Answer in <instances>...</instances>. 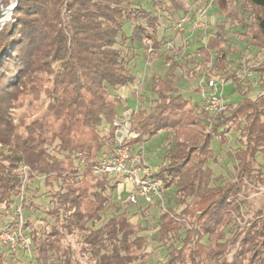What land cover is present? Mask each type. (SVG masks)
I'll return each instance as SVG.
<instances>
[{"label":"trees","instance_id":"1","mask_svg":"<svg viewBox=\"0 0 264 264\" xmlns=\"http://www.w3.org/2000/svg\"><path fill=\"white\" fill-rule=\"evenodd\" d=\"M13 1L0 0V11ZM185 1L194 0H148L149 9L142 0H18L1 26L0 230L17 222L18 205H31L26 194L32 179L41 176L52 189L45 209L52 221L47 234H39L24 217L30 254L19 253L21 263L55 264L56 256L72 264L65 240L77 235L90 264H144L147 227L130 216L145 212L155 220L153 240L168 246L164 264H264V211L245 219L249 195L264 186V163L257 159H264V89L249 97L225 67L232 51L222 46L223 23L194 51L237 83L242 98L228 104L226 113L211 119L202 99L191 104L175 85L179 64L173 55L164 56V75H152L155 102L149 111L127 109L117 115L120 99L108 91L134 80L130 57L117 44L134 48L138 43L145 58L160 57L166 40L162 32L171 18L177 23L195 16ZM234 6L224 10L226 17L236 15ZM239 8L249 19L238 18L249 45L264 49V0H241ZM125 20L132 23L130 36L122 31ZM144 36L151 40L150 51ZM251 69L253 75H264V62ZM122 123L129 145L160 130L169 132L166 161L153 171L167 188L163 207L158 201L116 200L115 175L91 173V165L113 151L114 133ZM231 129L239 131L240 145L227 151L233 174L223 181L208 165L216 160L210 144L213 137L227 142ZM133 205L137 211L130 214L126 208ZM6 257L0 253V264L11 263Z\"/></svg>","mask_w":264,"mask_h":264},{"label":"rangeland","instance_id":"2","mask_svg":"<svg viewBox=\"0 0 264 264\" xmlns=\"http://www.w3.org/2000/svg\"><path fill=\"white\" fill-rule=\"evenodd\" d=\"M142 2L145 3L143 6L146 9H149L148 0H142ZM234 3L235 6L233 7V11L236 12V15L226 17L224 15V10L230 8L229 6ZM186 6L193 7L194 9L199 7L204 8L206 18L205 28L194 30L188 23H184L178 27L175 21L172 22L173 18H171V26H166L162 32L166 40L160 50V54H158L160 57L151 56V58H145L144 48L141 45L139 46L138 43H135L134 48L120 43L117 44L126 57H130V72L134 75L133 84L118 86L115 89L109 88L108 90L111 98L117 95H120L122 98V101L116 103L117 115L123 114L127 109L136 110L143 108L149 111L152 108L155 102V94L153 93L151 86L152 75H164L166 65L164 64L163 59L165 55H173L174 59L179 64L175 69V85L183 92L185 97L191 99L192 105L199 104L201 98L200 95L198 96L196 93L199 79L202 78L203 75H206L209 70L205 67L200 56L195 54L194 50L203 44L210 34L215 33L219 24L223 23V32L226 38V41L222 46L224 48L229 47L232 51V53L227 56V62L225 64V67L229 71H233L238 62L243 61V64L250 68L264 62V49L250 46L248 43L246 28L240 26L238 20L240 17L243 18L245 22H249L247 12L244 11V9L239 8L241 7V0H230L228 2L224 0H194L193 3L187 1ZM4 14L5 12L3 11L1 15ZM175 16L176 15L173 17L175 18ZM162 21L164 24H168V22H164V20ZM122 31L126 36L131 35L132 23L130 20H125L123 22ZM211 56L212 59H214L216 52L212 51ZM137 81L140 86L139 93L136 96L135 88L137 86ZM263 81L264 75H259L254 72V75L251 78L240 85V89L248 91V96L253 98L263 91ZM240 89L237 88V83L234 79H228L223 90L225 100L228 104H234L242 98ZM107 127L108 125L104 123L102 129L106 130ZM226 137L227 142L225 143L219 142L217 137L212 138L210 147L216 156V160L215 162L211 160L208 162L214 175L221 174L223 176V181L229 179L233 174L234 162L233 159L227 155V151L234 150V148L240 145V134L238 130L231 129ZM136 146L142 149L146 162L153 169H158L159 166L166 161L165 154L170 147L169 132L167 130H160ZM106 149L107 146L104 147V150ZM257 159L261 163H264V159L261 157H257ZM111 181V183L116 182V186L112 189L113 198L116 200L125 198L131 187L128 181L119 175L114 176ZM52 184V187L56 188V184L53 182ZM23 187L24 185L22 188ZM49 189V185L44 183V179L41 176L32 179L28 184L26 194L29 196V201L32 203L24 209L21 208L23 218L27 217V221L31 223V227L37 229L39 234L44 236L49 229L48 225L52 223L49 216L45 214V209L50 206L49 199L52 189ZM17 197L18 196L15 195L13 196V199H17ZM248 199L250 200V204L248 206L247 214H245V219L251 217L253 213L259 209L264 211V186H258V191L251 193ZM25 203L27 204V201ZM126 209H128V213L131 214L134 211H137V205L130 206ZM105 213L108 214L109 210H106ZM137 215L138 213L131 215V221L134 223L139 222L147 227V230L143 231L148 239V246L145 249V251H148V255L145 257L144 264H164L168 252V246H166V244L160 245L159 242L153 240V237L156 234L155 220L152 218L153 216H146L145 212ZM26 233L27 229L26 231L23 229L20 234L16 233V235H12L14 243L17 244V249L15 251H11L10 246L3 242V238H0V253L5 257L8 255L11 256L12 261L10 264H25L23 261L21 263L17 257L24 249L21 236L23 235L22 237L28 238ZM66 244H70L72 249L71 254L74 259L72 264H90L88 255L83 254L81 250V242L77 235L68 236L65 240V245ZM230 254L231 252L229 253V257ZM52 262L55 264H63V261L56 256L52 257Z\"/></svg>","mask_w":264,"mask_h":264},{"label":"built area","instance_id":"3","mask_svg":"<svg viewBox=\"0 0 264 264\" xmlns=\"http://www.w3.org/2000/svg\"><path fill=\"white\" fill-rule=\"evenodd\" d=\"M224 1L228 2L230 0ZM184 23H188L194 30L205 28L204 8H196L193 18L188 20L186 17H182L177 21L176 25L179 27ZM150 41V38L147 36L142 38V42L147 45L148 51L151 49ZM196 55L200 56L199 53H196ZM204 65L208 68L209 72L199 79L198 87L199 95L202 99L201 106L210 115L211 119H215L218 115L227 112L228 103L225 100L223 90L228 79L224 72L212 67V61H207ZM233 72L235 79L239 83H245L253 76L252 69L249 66H245L243 61L236 64ZM115 124L118 125L119 123L115 122ZM127 136V129L122 123L114 133L113 151L98 159L96 163H93L90 167L91 173L94 175H119L124 177L131 185V190L123 199L125 203L134 204L141 201L148 204L158 201L163 207L167 190L163 179L153 176L154 169L146 162L142 149L136 145L127 144L124 141ZM77 155L80 156L81 162H83L81 153ZM23 169L27 170L29 167L24 165ZM14 215L17 218V222L15 224H5L3 229L0 230V238H3V242L10 246L11 251L17 249V244L14 243L12 235L14 236L16 233L20 234L23 231L24 218L19 205L15 208ZM22 236L23 250L29 255V237L25 238Z\"/></svg>","mask_w":264,"mask_h":264},{"label":"water","instance_id":"4","mask_svg":"<svg viewBox=\"0 0 264 264\" xmlns=\"http://www.w3.org/2000/svg\"><path fill=\"white\" fill-rule=\"evenodd\" d=\"M17 2H18V0H14L9 6L5 7V9H8V10H9V16H8L5 20H3L2 22L0 21V28H1V26L4 24L5 21H7V20L10 19L11 12H12L14 6L17 4ZM2 11H3V10L0 11V15H1V12H2ZM0 20H1V19H0Z\"/></svg>","mask_w":264,"mask_h":264},{"label":"crops","instance_id":"5","mask_svg":"<svg viewBox=\"0 0 264 264\" xmlns=\"http://www.w3.org/2000/svg\"><path fill=\"white\" fill-rule=\"evenodd\" d=\"M130 84H133V82L132 83H130ZM130 84H128V85H130ZM125 86V85H124ZM127 86V85H126ZM139 84H138V81H137V86H136V96H137V94L139 93ZM198 95V94H197ZM114 97H116L118 100L120 99V101H122V98H121V96L120 95H117V96H114ZM125 112V111H124Z\"/></svg>","mask_w":264,"mask_h":264},{"label":"bare ground","instance_id":"6","mask_svg":"<svg viewBox=\"0 0 264 264\" xmlns=\"http://www.w3.org/2000/svg\"><path fill=\"white\" fill-rule=\"evenodd\" d=\"M5 10H8V9H5V8H4L3 11H5ZM3 11H2V12H3ZM2 12H1V13H2ZM8 16H9V10H8L4 15H0V19H1L0 21L2 22V21L5 20Z\"/></svg>","mask_w":264,"mask_h":264}]
</instances>
